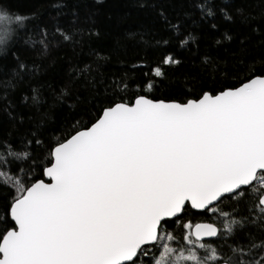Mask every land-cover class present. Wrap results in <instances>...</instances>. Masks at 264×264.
I'll use <instances>...</instances> for the list:
<instances>
[{
  "label": "snow or ice",
  "instance_id": "obj_1",
  "mask_svg": "<svg viewBox=\"0 0 264 264\" xmlns=\"http://www.w3.org/2000/svg\"><path fill=\"white\" fill-rule=\"evenodd\" d=\"M51 7L63 15L67 3ZM139 7L160 21L158 58L133 65L140 77L105 81L101 92L86 66L76 74L88 95L65 86L47 104L31 85L16 101L40 70L19 50L73 41L79 14L50 29L0 3V264H264V52L248 60L244 35L235 63L213 66L219 88L161 98L168 69L182 63L175 46L198 38L163 0ZM191 8L264 38V0L258 12L233 0Z\"/></svg>",
  "mask_w": 264,
  "mask_h": 264
},
{
  "label": "trees",
  "instance_id": "obj_2",
  "mask_svg": "<svg viewBox=\"0 0 264 264\" xmlns=\"http://www.w3.org/2000/svg\"><path fill=\"white\" fill-rule=\"evenodd\" d=\"M53 2L55 0H0V3L13 13H37L40 18L35 23L41 27L48 24L50 29H54L56 25L70 28L77 19L73 12L79 14L78 22L71 28L74 32L73 41H62L50 36V46L46 53L39 50L38 44L35 47L21 46L18 53L21 58L36 61L40 70L35 77L26 79L19 86V91L15 93L18 103L23 95L29 94V85L31 88L40 89L47 104L53 102L52 90L58 91L65 86L70 93L88 95L87 84L76 74L86 66L92 68L91 73H85L88 82L99 81L97 89L102 92L105 81L111 82L124 75L129 81L138 79L141 73L133 68V65L158 58L155 40L160 38L156 31L160 21L156 11L140 8L139 0H101L100 3H96V0H65L67 7L63 15H57L56 9L51 7ZM163 2L173 23L182 22L198 39L195 43L189 41L186 47L175 46L176 57L182 63L168 69L169 79L165 81L166 87L157 93L161 98H165L168 93L179 94L187 89L199 92L201 89L219 88L224 81L214 71L213 66H223L225 62L229 66L233 65V57L241 54L239 40L244 35L248 36V60L264 52V38L244 28L239 20L235 24L222 19L203 20L198 10H192V0ZM221 2L222 0H217V3ZM233 2L249 10H260L261 0ZM210 22L217 23L218 28L211 29ZM225 31L233 36L231 41L224 39ZM133 33L135 35H131ZM29 35L34 41L39 40L34 33ZM216 40H220L221 44L217 45ZM205 54L210 58V63H204ZM100 57L105 59H99ZM8 62L11 63V58ZM74 103V100L68 101V104ZM81 107L83 106L77 107L76 110L79 111Z\"/></svg>",
  "mask_w": 264,
  "mask_h": 264
}]
</instances>
